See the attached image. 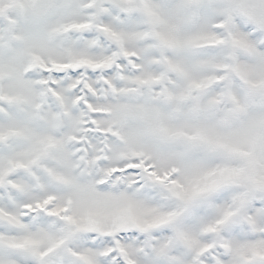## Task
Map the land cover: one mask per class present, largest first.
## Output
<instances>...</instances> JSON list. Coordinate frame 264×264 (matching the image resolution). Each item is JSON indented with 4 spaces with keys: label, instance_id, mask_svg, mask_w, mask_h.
<instances>
[{
    "label": "snow or ice",
    "instance_id": "snow-or-ice-1",
    "mask_svg": "<svg viewBox=\"0 0 264 264\" xmlns=\"http://www.w3.org/2000/svg\"><path fill=\"white\" fill-rule=\"evenodd\" d=\"M0 264H264V0H0Z\"/></svg>",
    "mask_w": 264,
    "mask_h": 264
}]
</instances>
